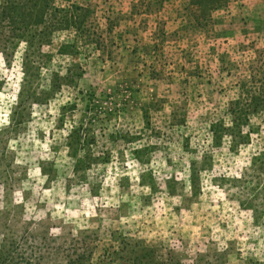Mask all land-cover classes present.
Segmentation results:
<instances>
[{
	"label": "rangeland",
	"instance_id": "1",
	"mask_svg": "<svg viewBox=\"0 0 264 264\" xmlns=\"http://www.w3.org/2000/svg\"><path fill=\"white\" fill-rule=\"evenodd\" d=\"M70 1L82 31L0 37V264H264V110L228 114L264 33L232 0L196 30L181 0L179 33L168 0ZM79 123L95 140L76 151Z\"/></svg>",
	"mask_w": 264,
	"mask_h": 264
},
{
	"label": "trees",
	"instance_id": "2",
	"mask_svg": "<svg viewBox=\"0 0 264 264\" xmlns=\"http://www.w3.org/2000/svg\"><path fill=\"white\" fill-rule=\"evenodd\" d=\"M222 1L194 0L193 4L201 6V10L198 13H194L195 24L203 27L205 24H201V21L203 17L208 16L206 8L209 5L219 6ZM59 2H65L67 5L59 4ZM87 13H89L88 8L70 0H0V37L3 38L5 36L6 39L16 35L24 37L31 32L32 28L38 26L40 28L37 31L38 36H41L39 35L40 33H52L58 29H74L75 32L82 31L85 28ZM39 38L43 39V36ZM253 45L250 43L252 48ZM261 50L258 52V59L264 56V48ZM253 79L254 76H252V81L250 82L255 84V87L247 101L243 104L239 101L230 102L228 107V114L234 115V119L238 123H242V125L248 122L250 115H255L264 110V72L259 77L258 84ZM91 130V127H84L82 123L72 127L67 136L68 147L76 151L88 148L95 140ZM84 156L88 161L87 165L97 158L94 155L92 156L91 152ZM66 256L67 264H85L89 257H86L83 253L77 254L76 250L71 251Z\"/></svg>",
	"mask_w": 264,
	"mask_h": 264
},
{
	"label": "crops",
	"instance_id": "3",
	"mask_svg": "<svg viewBox=\"0 0 264 264\" xmlns=\"http://www.w3.org/2000/svg\"><path fill=\"white\" fill-rule=\"evenodd\" d=\"M232 1L234 3H239L238 4L240 6L239 13L241 14L240 17L244 18V20H241L244 26L247 25L250 26L254 25V27L258 26L252 29L249 26L250 30L247 31L243 36L247 38L250 36H252L253 38H258L259 35L261 36L264 33V0H232ZM181 5L185 7H192V5L189 2L183 5L181 3V0H168V2L163 1L162 9L167 10V14H168L167 16L164 17L165 18L164 28L166 29L167 33H179L180 29H177L178 24L180 23L182 24L186 22L184 16L178 17L176 15L177 14L176 10H174V13L171 11V8L179 7ZM189 15L192 16V22L187 21V23L183 24L181 28L187 27L190 30H196L199 29V27L201 28L202 27L201 25L197 26L194 22V13Z\"/></svg>",
	"mask_w": 264,
	"mask_h": 264
}]
</instances>
